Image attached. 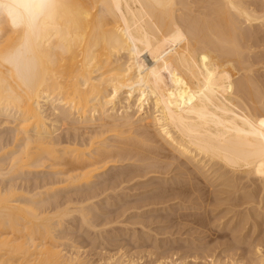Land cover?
<instances>
[{"label":"bare ground","instance_id":"1","mask_svg":"<svg viewBox=\"0 0 264 264\" xmlns=\"http://www.w3.org/2000/svg\"><path fill=\"white\" fill-rule=\"evenodd\" d=\"M0 115L13 123L12 139L0 141V264H136L119 250L103 261L62 253L57 227L66 217L103 230L131 222L130 210L160 219L176 198L181 212L195 208L191 197L204 211L212 188L228 189L240 217L218 225L256 231L264 224V0H0ZM191 211L173 215L211 222ZM262 236L244 264H264ZM197 244H186L194 258L217 253ZM223 257L206 264L243 260Z\"/></svg>","mask_w":264,"mask_h":264},{"label":"rangeland","instance_id":"2","mask_svg":"<svg viewBox=\"0 0 264 264\" xmlns=\"http://www.w3.org/2000/svg\"><path fill=\"white\" fill-rule=\"evenodd\" d=\"M262 48H259V51H263V49L261 50ZM50 109L48 108L47 109V113H51L50 111H49ZM0 141H1V139H5V138H8V137H10L11 139H12V137H13V130H12V128H13V123L11 124V123H6V119H5V117H4V115H3V117H2V115H0ZM2 122H4V123H2ZM10 129V130H9ZM9 130V131H8ZM61 130V129H60ZM60 130H58V131H56V134H58V135H61L63 132L61 131V134H60ZM4 136V137H3ZM10 138H8V139H10ZM152 170V169H151ZM156 171H158V170H156ZM46 172V171H45ZM156 175H160V176H162V174H156ZM10 176L8 177V180H10ZM13 178V177H12ZM7 179V178H6ZM34 178H32V180H33ZM216 185V184H215ZM215 189H217V187L215 188ZM223 189V188H222ZM227 191L226 193H223V192H219L220 193V196H219V194H217L218 193V191L216 192V191H214V192H216V195L213 193V188H212V194H210L209 195V199L211 200L210 201V206L208 205V207H205V205L203 206V204H202V206L204 207V209L205 208H207L206 210H204L205 212L206 211H208V210H213V213L211 212L210 214H208V212H206V214L204 215V213H202L201 214V212H204V211H202V208L201 209H198L199 207H197L198 206V200H195L196 198L194 197L195 195H193V197L194 198H192L191 197V199L194 201H192L191 200V202L192 203H188L187 202V200H185L186 199V197H183L184 198V205H185V201L187 202L186 203V205L188 206H194V205H196L195 206V208H193V209H195V210H193V209H185V211H186V213H187V211H191V215H194L197 211H196V209H198V215H197V213L194 215L195 216V218L196 217H198V216H200L202 219L203 218H206L205 216H207L208 217V215H210L209 217L210 218H206V221H211L210 223H208L207 222V224H210V226L212 227V229H211V227L210 226H208L207 224H206V222H204V224H206L205 226L207 227V230L206 229H203V231H201L202 230V227L204 226V225H198L197 223L196 224H194L193 223V221H192V224H191V222L190 223H188L187 224V222H185V224H183L184 222L183 221H181V220H179V221H181V223L184 225H182L181 223H179V221L177 220V216H179V214H182V215H189V214H185L183 211L181 212L180 210H182L184 207L181 205V207H180V205L179 206H177V204L179 203L178 201H180V198H176L175 200L173 199V201H172V203H170L169 201L170 200H168V203H167V205L168 206H170V205H172V206H177L179 209H176L175 207H168L167 205H166V203L165 202H163V203H161V204H164V206L163 205H160V203L158 204L159 205V207H158V205H156L155 207H157V208H162V210L165 208V207H167V212L166 213H164V211L166 210H164L163 212L161 211V213H163V214H161V216H160V219L162 218V219H165L164 221L162 220H160L159 218H157V216H154V217H151V216H153V215H158L159 213H160V211L159 212H157L156 213V210L155 211H153V213H149V210H147V212L145 211V212H138V211H136V210H134V212L132 211V210H130V211H127L126 213L129 215V219H131L132 221H134V218H136V217H138V218H136V222H137V219H138V223H142L143 224V226L145 227V225L146 224H148V229H149V227L151 228V229H153V230H155V231H153V230H147L146 229V227H145V229L144 230H142L143 229V227H141V226H139V225H136V224H138V223H136V222H132L131 220V222L132 223H134V225L131 223V222H129L130 224L128 225V226H126L127 224L126 223H128V222H124V223H115L116 225L114 226V223L112 224L114 227H112V225H107L106 227L104 226V228H102L103 230H101V228L100 227H97V228H92V227H88V226H86V225H82V224H80V223H78V221H74V220H72V222H70L71 220H69L68 218H66L65 217V221L67 222V223H63V224H61V226L60 227H57V230L58 231H56V234L58 233V236L61 238V239H58V242L60 241L61 243V246H60V248L62 249V253H66V254H69V253H71V252H73V251H78L80 254H81V257H84L85 259H90V261H95V260H100V259H102V260H100V261H103V259H104V257L106 258L108 255H110V254H112V253H115V251L116 252H118V250H119V252L117 253V255H119V254H122V255H124V256H126V258H131L136 264H157V260H159V262L160 261H162L163 263H161V264H168V263H170V261H173V260H175L174 261V263L176 262V264H177V262L179 263L180 261H181V263H179V264H199V263H201L202 262V264L205 262V264H206V259L205 258H207L209 261H210V259L211 258H213L214 256H216V258L218 257V258H221L222 259V257H223V255L225 254V255H227V256H225V257H223V259H225V261L226 262H229V259H230V257H231V255H232V259H235V260H237V258H238V260H242V262H241V264H244V262H246V259L244 258V257H246L247 255L246 254H248V255H250V252H251V250L252 251H254V245H255V242L258 240H262V239H260L261 238V236H262V233L264 234V224H262L261 225V227L260 228H257V229H259V230H257L256 228V231H258V233L253 229L252 230V228H250L248 225H249V223L248 224H246V225H244V227L243 226H240L239 227V225L241 224H239L238 226H236L237 228H238V231L240 230V234H238V231L236 232V230L235 229H237V228H235L233 225H234V223L237 221H239V219H240V217H238L237 216V218H238V220H237V218L235 217V213H233L234 211L232 210L231 211V209L229 208L230 207V203L232 204V201H231V198H232V200H233V198H234V196H232L231 194H230V196H229V192H228V189H225L224 188V190L223 191ZM64 190H61V191H59V192H63ZM62 194H65V193H62ZM67 194V193H66ZM214 194V196H215V198L216 197H218V200L220 199L219 197H221L222 199H223V197L225 198L226 196H227V194H228V196L230 197L229 198V200H227V204H224L222 201H224V200H222V199H220V201H215V203L217 204V205H215L214 204V197L212 196ZM221 194H223L222 196H221ZM55 196H57V198H58V196H59V198L61 197L62 198V196L63 195H61V194H58V195H55ZM114 196V198H113V200L115 199V198H117L115 195H113ZM227 196V197H228ZM54 197V196H53ZM211 197L212 198H214V199H211ZM226 197V198H227ZM58 198V200H60ZM118 198H121V197H118ZM110 199H112V198H110ZM109 199V200H110ZM222 200V201H221ZM112 201V200H111ZM127 201V202H126ZM128 199H125L124 200V202H122V203H120V204H122L121 206H124L123 204H125V205H129L130 203H128ZM176 201V202H175ZM195 201L197 202L196 204H194L195 203ZM231 201V202H230ZM166 202H167V200H166ZM178 202V203H177ZM211 202H213V204L211 203ZM219 202H221V203H223L222 205H221V208L220 207H218L217 208V206L219 205L220 206V204L221 203H219ZM225 202V201H224ZM229 202V203H228ZM119 204V202L116 204V202H115V204L114 205H118ZM175 204V205H174ZM193 204V205H192ZM214 205V206H213ZM228 205V206H227ZM120 205H118L117 206V208L118 207H121ZM164 208H163V207ZM199 206H201L200 204H199ZM126 207V206H125ZM183 207V208H182ZM226 208V207H228L227 209H228V211L227 210H225V209H223V208ZM211 208V209H210ZM216 210H215V209ZM220 208V209H219ZM244 207H242V208H238V209H242V212H244L243 209ZM264 208V207H263ZM102 209H104V210H106V211H104L103 210V212H107L108 214H107V216L109 215V216H111V210H113L114 208L112 207L111 209H108V210H110V211H108L107 209H105V208H102ZM101 209V210H102ZM121 209H123V208H120V210ZM171 211H170V210ZM178 210V211H176V210ZM218 209V210H217ZM230 209V210H229ZM116 210V209H115ZM118 210H119V208H118ZM119 210V211H120ZM200 210V211H199ZM220 210H221V212H220ZM136 211V212H135ZM175 212L176 211V213H173V212ZM196 211V212H195ZM209 211V212H210ZM222 211H224V212H226L225 214L227 215V217H228V219H227V217H225V218H223L224 216H226V215H222L224 212H222ZM231 211V212H230ZM110 212V213H109ZM113 212V211H112ZM128 212H130V213H128ZM134 214H133V213ZM155 212V213H154ZM179 212V213H178ZM193 212H195V213H193ZM200 212V213H199ZM218 212H220L219 213V215H216V213L218 214ZM139 213H141V214H139ZM144 215H143V214ZM147 213V214H146ZM170 213H172L171 215L172 216H170ZM230 213H232V214H230ZM113 214V213H112ZM138 214V215H137ZM173 214H176L177 216L175 217V215H173ZM147 217H146V216ZM160 215V214H159ZM167 215H169V217H173L174 216V221H172L173 219L172 218H169ZM211 215H215L214 216V218L211 216ZM221 215L223 216L219 221H215L214 219H216L217 217H221ZM140 216H142V217H140ZM168 218H167V217ZM217 216V217H216ZM231 216V218L233 217V219H235L234 221H233V225L232 224H230V223H228V225H227V227H229V228H227L226 226L225 227H223L222 225H218L219 223L221 224L222 223V221H226V220H230L229 219V217ZM264 216V215H263ZM263 216H260L259 217V219H261ZM132 217H133V219H132ZM142 218L143 219V217L148 221V219H150L151 218V220L150 221H148V223H146V220H142V222H140L139 221V219L140 218ZM156 217V218H155ZM159 217V216H158ZM235 217V218H234ZM155 218V219H154ZM219 218H217V219H219ZM129 219H127V220H129ZM157 219V223L154 221H152V220H156ZM169 219H170V221H171V223H170V221H169ZM172 219V220H171ZM208 219H211V220H208ZM225 219V220H224ZM126 220V221H127ZM159 220H160V222H159ZM178 221V223H177V221ZM213 220V221H212ZM143 221L145 222V223H143ZM205 221V220H204ZM149 222H152V223H154L153 225H151V226H149L150 224H149ZM169 222V223H168ZM172 222H174V223H172ZM175 222H176V224H175ZM214 222V223H213ZM230 222H232V220H230ZM156 223V224H155ZM119 224V225H118ZM124 224V225H123ZM126 224V225H125ZM145 224V225H144ZM172 224V225H171ZM173 224H175V227H174V225ZM178 224H179V226H178ZM191 224V225H190ZM198 225L199 226V228H197L196 226H194V225ZM217 224V225H216ZM238 224V223H237ZM179 227H177V226ZM182 225V229L180 228V226ZM218 227V228H216V226ZM243 225V224H242ZM100 226V225H99ZM147 226V225H146ZM165 226V227H164ZM173 226V227H172ZM194 226V227H193ZM204 226V227H205ZM213 226H215V228L213 227ZM220 226V227H219ZM245 226H246V228H245ZM103 227V226H102ZM124 227H126V228H124ZM142 229H141V228ZM195 227H196V229L198 230V231H196V230H194L195 229ZM200 227H201V229H200ZM203 227V228H204ZM223 227V228H222ZM243 227V228H242ZM99 228H100V230H99ZM119 228H124L122 231L119 229ZM128 228V229H127ZM133 228H135V229H133ZM157 228V229H156ZM194 228V229H193ZM244 228H245V230H244ZM250 228V229H249ZM105 229V230H104ZM118 229H119V231H118ZM126 229V230H125ZM200 229V230H199ZM212 230V231H216L217 229H218V232L216 231L215 233H212V231H210V230ZM222 229H224V231L222 230ZM229 229H230V231H229ZM242 229V230H241ZM125 230V231H124ZM133 230V231H132ZM135 230H136V232H135ZM159 230V231H158ZM178 230H179V232H178ZM205 230V231H204ZM209 230V231H208ZM222 232H225L224 233V235L223 234H221V231ZM226 230V231H225ZM99 231H101V232H99ZM107 231V232H106ZM116 231V232H115ZM121 231V232H120ZM142 231H148V232H142ZM151 231V232H150ZM153 231V232H152ZM208 231V232H207ZM219 231H220V235H219ZM243 231V232H242ZM247 233H246V232ZM255 231V232H254ZM262 231V232H261ZM98 232V233H97ZM117 232H120V233H117ZM122 232H124V233H122ZM133 232H135V233H137V234H139V235H136L135 233H133ZM139 232V233H138ZM151 234H150V233ZM159 232V233H158ZM162 232V233H161ZM205 232V233H204ZM209 232H210V234L211 235H209L208 236V234H209ZM226 232H228V233H226ZM229 232H230V234H229ZM67 233V234H66ZM102 233V234H101ZM110 235H109V234ZM133 233V234H132ZM149 233V234H148ZM155 233V234H154ZM159 234V236L157 235V234ZM168 233V234H167ZM169 233H171L170 234V236H169ZM218 233V234H217ZM244 233V234H243ZM246 233V234H245ZM257 233V234H256ZM105 234V235H104ZM125 234V235H124ZM127 234V235H126ZM146 234V235H145ZM248 234V235H247ZM259 234V235H258ZM132 235H133V237H132ZM135 235H136V237H135ZM148 235H149V237H148ZM152 235V236H151ZM153 235H156V239L158 240H156L155 239V236L153 237ZM214 236V237H211V236ZM217 235H218V237H217ZM228 237H227V236ZM231 235H233V236H231ZM235 235V236H234ZM104 236H105V238H104ZM108 238H107V237ZM112 236V237H111ZM137 236H139V237H137ZM197 236L199 237V238H197ZM207 236V237H206ZM222 236V238H220ZM239 236V237H238ZM256 236V237H255ZM258 236V237H257ZM114 237H116V238H114ZM135 237V238H134ZM141 237H143V238H141ZM147 237V239L145 240V238ZM165 237V239H162V238H164ZM168 237H170V238H168ZM178 239V241H180V242H178L177 241V239ZM180 237V238H179ZM211 239H210V238ZM224 237V238H223ZM234 240L235 239V237H236V239H244L242 242L244 243H242L241 241H238V243H231V241H233L231 238ZM103 238V239H102ZM110 238H113L114 240H112V239H110ZM138 238V239H137ZM139 238H141V241H140V239ZM182 238V239H181ZM189 238V239H188ZM191 238V239H190ZM213 238V239H212ZM229 238H230V240H229ZM262 238H263V236H262ZM109 239V240H108ZM116 239V240H115ZM118 239H120L119 241H118ZM131 239H133V240H131ZM136 239H137V241H136ZM142 239H144L145 241H143ZM155 239V240H154ZM167 239V240H166ZM172 241L173 242V240H174V242H175V244H176V242H178L177 243V246L178 245H180L179 246V248H181L182 249V251L177 247V246H175L174 245V242H173V244H172V242L170 243V244H172L173 246H174V248H173V246H170V244H167V242L169 241ZM175 239H176V241H175ZM182 241H181V240ZM190 240V242H187L188 240ZM250 239V240H249ZM127 240V241H126ZM162 240V241H161ZM164 240V241H163ZM166 240V241H165ZM219 241V243L217 244V243H214V242H216V241ZM229 240V241H228ZM155 241V242H154ZM184 241V243H182ZM209 241V242H208ZM257 241V242H258ZM161 242H163V243H161ZM192 242H194L193 244H192ZM204 244V245H202V246H206V248H209L210 247V250H212L211 249V246L213 245V244H217V245H219L220 243H221V245H220V247L218 246H216L215 247V245L214 246H212V248L214 247V249H215V251L217 252V253H215V252H212L213 254L215 253V255H213V256H207V257H205L204 258V256H203V258L205 259V261H203L204 259L202 258V256L200 255V256H198V258H194L193 256H196L193 252H190V251H192V249L191 250H189L188 249V247L190 248V245H192V246H196L195 244ZM206 242V243H205ZM211 242V243H210ZM256 242V243H257ZM165 243V245H164V247H163V244ZM209 243V244H208ZM228 243H230V244H228ZM242 243V244H241ZM246 243H247V245H248V247H247V245H246ZM254 243V244H253ZM115 244H117V246L115 245ZM158 244V245H157ZM161 244V245H160ZM186 244H188V247H187V245ZM197 244V247H200L199 245ZM211 244V245H210ZM235 244V245H234ZM251 244H252V246H251ZM119 245H121V246H119ZM160 245V246H159ZM168 245V246H167ZM183 245V246H182ZM208 245H209V247H208ZM234 245V246H233ZM237 245V246H236ZM240 245H242V246H240ZM115 246H116V248H115ZM185 246V247H184ZM118 247H120V248H118ZM159 247H161V248H159ZM175 247H176V250H174L175 249ZM183 247H184V249H183ZM187 247V248H186ZM225 247H227V249L225 248ZM229 247V248H228ZM231 247V248H230ZM233 247V248H232ZM242 247V248H241ZM251 247V248H250ZM157 248V249H156ZM216 248H217V250H216ZM221 248H223V249H221ZM225 248V249H224ZM237 248V249H236ZM238 248H240L242 251H240V249H238ZM246 248V249H245ZM169 249H171V250H169ZM177 249H179V250H177ZM185 249H188L187 251H188V253H187V251L185 250ZM213 249V250H214ZM230 251H229V250ZM244 249V250H243ZM247 249H249L248 251H247ZM121 250V251H120ZM173 250L175 251L174 253H173ZM184 250L186 251V253L184 252ZM212 250V251H213ZM220 250H221V252H220ZM224 250V252L222 253V251ZM237 250V251H236ZM168 251V252H167ZM172 251V252H171ZM247 251V252H246ZM170 252H171V254H170ZM226 252V253H225ZM229 252V253H228ZM237 253V254H235V253ZM152 253V254H151ZM168 253V254H167ZM172 253L174 254V255H172ZM176 253V254H175ZM238 253H239V255H238ZM243 253V254H242ZM189 254V255H188ZM221 254V255H220ZM230 254V255H229ZM235 254V255H234ZM117 255H115V256H117ZM187 255V256H186ZM234 255V256H233ZM242 255H244V257L242 256ZM166 256V257H165ZM168 256V257H167ZM172 256V257H171ZM189 256V257H188ZM220 256V257H219ZM230 256V257H229ZM164 257V258H163ZM171 257V258H170ZM193 257V258H192ZM234 257V258H233ZM240 257H243V258H240ZM228 258V259H227ZM157 259V260H156ZM232 259H230V260H232ZM245 259V260H244ZM156 261V262H155ZM244 261V262H243ZM208 263V262H207Z\"/></svg>","mask_w":264,"mask_h":264}]
</instances>
